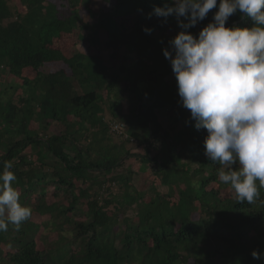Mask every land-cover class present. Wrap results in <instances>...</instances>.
Here are the masks:
<instances>
[{"label": "trees", "instance_id": "trees-1", "mask_svg": "<svg viewBox=\"0 0 264 264\" xmlns=\"http://www.w3.org/2000/svg\"><path fill=\"white\" fill-rule=\"evenodd\" d=\"M99 2L93 9L91 0H0V71L41 92L39 97L19 96L18 102L0 92V170L11 162L17 177L13 187L20 202L32 209L19 230L9 224L0 231V264H264V188L252 203L238 201L230 185L228 194H221L219 165L205 155L206 130L196 129L190 111L179 102L175 76L171 89L164 83L173 72L170 62H151V54L170 48L169 40L181 30L174 16L167 21L154 14L149 18L154 6L173 0ZM218 4L187 31L198 34L212 21ZM252 25L240 12L226 21V26ZM79 28L97 33L94 42L100 37L111 58L122 47L135 54L133 63L141 66L136 80L148 85L140 96L128 89L137 106L127 132L144 151L124 155L150 163L153 178L168 191L156 190L138 206L136 220L124 218V210L143 193L127 200L98 193L107 181H129L128 174L116 173L123 155L97 152L94 139L96 150L80 144L83 131L97 125L107 130L98 115L103 105L98 90L105 87L109 96L113 85H101L98 76L104 80L108 67L96 57L89 62L84 53L70 55L53 45ZM68 41L75 46L81 38ZM51 62L66 64L70 73L63 67L44 71ZM110 74L112 81L119 80ZM161 109L168 112L166 126L157 115ZM52 122L62 128L53 130ZM46 214L49 218L37 220ZM78 214L85 217L74 220ZM47 230L57 237L48 241ZM253 250L260 259L252 257Z\"/></svg>", "mask_w": 264, "mask_h": 264}, {"label": "clouds", "instance_id": "clouds-1", "mask_svg": "<svg viewBox=\"0 0 264 264\" xmlns=\"http://www.w3.org/2000/svg\"><path fill=\"white\" fill-rule=\"evenodd\" d=\"M217 7V0H173L150 14L174 16L180 31L163 49L175 74L179 102L196 129H205V155L217 163L218 179L248 203L264 188V0H219L212 21L194 35L188 29ZM240 12L251 27L226 26ZM146 33L152 29L144 28ZM11 162L0 170V231L19 230L31 217L13 187ZM254 259L261 254L253 250Z\"/></svg>", "mask_w": 264, "mask_h": 264}, {"label": "rangeland", "instance_id": "rangeland-1", "mask_svg": "<svg viewBox=\"0 0 264 264\" xmlns=\"http://www.w3.org/2000/svg\"><path fill=\"white\" fill-rule=\"evenodd\" d=\"M91 2H92L91 6L93 9H96L99 7V5H102V3L99 2V0H91ZM9 5L16 7L15 2L14 3L9 2ZM85 13H86L85 10L81 11L82 16ZM94 22H95V18L90 17L89 23L93 24ZM88 32L89 31L85 29L81 30L79 28V30L73 32L72 36L66 37L62 35V37L55 40L53 45L55 47H59L63 49L65 48L67 53L70 55L78 52V50L82 52H86V53H89V52L91 53L95 50L96 46L94 45L95 47L91 46V47L86 48L87 41H83V39L85 38L86 33L91 37H93V35L95 34L91 31L89 33ZM81 36H83L84 38H82ZM80 38L83 41L82 42L83 44L81 43L79 47L68 45V43L71 42L68 40H73V39L77 40ZM97 47L99 46L97 45ZM157 51L155 53H157ZM155 53L153 52L151 54V62L154 65H163V66L168 65L169 60L165 58L162 51L161 53H159V55ZM106 56L108 55L106 54L105 57ZM87 57L89 58L88 59L89 62L90 61L94 62L96 60L95 58H91L90 56H87ZM149 58H150V55H148V59ZM107 60H106V63L108 66L107 73L108 74L116 73L119 78V80L117 79L116 81H112V79L108 77V74H104V80H102V78L98 76L101 82V85H104V83L113 85L111 86L112 91L109 93L110 95L109 96L107 95L106 96L107 98H104L101 101V103H103L104 105H102L101 111L98 113V114H102V121L106 123L107 130L100 133L99 136L98 135L95 136V138L91 134V131L99 132L101 130L102 125L91 127L90 130L87 129V131H83L82 134L78 135V137H80V144H82L83 147L89 144L90 148L96 150L91 145L94 139L93 143L95 147L99 148V151L96 150L97 152H100L101 150L105 154L109 153V155H119V154H122L121 145L123 144L125 146V149L127 148L126 150L130 154L131 153H142L144 151L142 149V146H138L136 142H130V141L123 140L121 136L115 133H112L109 130L110 123L117 122V121L124 122L127 125V129H128L129 123L132 120L130 118H132L133 113L132 112L129 113L127 109L131 110V106H133V103L136 102V100L133 98L132 92H134L135 96H140L142 93V90H145L146 86H148V85H145V81L136 80V75L139 74L140 72L139 69L141 66L139 67L135 66V63H133V61L137 60L136 55L127 53L125 47H122L121 50L118 51L117 57H114L113 59H109L107 57ZM157 60H160L161 62L157 63ZM60 64L61 66L58 63L51 62V63L45 64L46 66H43L42 68L44 69V71H46L47 69L50 70V69H58L59 67H63V68L68 69L67 74L70 73V69L67 67L66 64L64 63H60ZM111 65L114 67L109 68V66ZM119 67L122 69H119ZM173 74L174 72L171 73L168 79L164 80V83L168 84L166 85L169 87V89H171V80H174L173 77L175 75ZM111 75L112 74H110V76ZM112 82H115V83H112ZM127 88L130 89L132 92L130 90H128L129 91L128 92L126 90ZM0 92H3V98L11 96L14 102L18 100L19 96H24V97L27 96L26 98H33L35 94L37 95V97H39V94H41V92L35 91L34 88L28 89L26 88V86L21 85L20 82H18V79H16L15 77L9 76V74L6 71H0ZM98 92L100 94H103V93L106 94V88L102 87L101 89L98 90ZM143 93H148V92L143 91ZM122 104H124V107L121 106ZM157 115L160 117V120L163 126H166L168 123V112L164 109H161V110H158ZM57 124L58 123L54 125L53 130L58 131L62 128L61 124H58L59 127ZM88 126L89 124L85 125L84 128H87ZM82 130H85V129H82ZM100 136L102 137L101 141L99 140ZM124 152H123V158H122V162L124 164L123 166H120L116 169V173H121L124 175L128 174L129 181L123 182L120 179H116L115 181H107L104 183L101 190L98 191V193L102 195V197H106L109 199L112 198L113 200H123V199L127 200V198H130V197L136 198L139 193H143V195L140 196L139 199L136 198V200L132 202L130 207H127V209L124 210L125 211L124 218H127L128 220L132 221V220L137 219L136 210L138 206H141L144 203L150 201L153 198V196H155L156 190H159L160 193H166L168 190L166 186L159 184L158 179L153 178L154 176L152 175V172L150 169V163L142 164L138 158H133L127 154L124 155ZM149 154L150 156H152L154 152L151 151ZM191 166H194V164H191ZM211 185H216V184L212 183ZM105 187L108 188V191L103 190ZM16 189L18 190V188ZM227 189H228V185L220 182V192L222 195L228 194ZM47 191H48L47 201L51 202L53 200V197L50 194V188H48ZM172 197H176L175 193ZM171 200H169L168 206H171V202H170ZM84 217H85L84 215L78 214V215H75L73 218L74 220H79ZM47 218H49L47 214L42 215V216L37 215V220H40V221L46 220ZM192 218L196 219L197 214H193ZM46 234H49L47 236L48 241H51L52 239L57 237L56 231L52 232L50 230H47ZM65 234L67 236H70L69 232ZM215 255L216 254L214 252L210 251V257L212 259H215ZM191 262L192 260L189 261V263Z\"/></svg>", "mask_w": 264, "mask_h": 264}, {"label": "crops", "instance_id": "crops-1", "mask_svg": "<svg viewBox=\"0 0 264 264\" xmlns=\"http://www.w3.org/2000/svg\"><path fill=\"white\" fill-rule=\"evenodd\" d=\"M87 34V33H86ZM85 34V35H86ZM95 36V35H94ZM96 37V36H95ZM98 40V39H97ZM83 41H87L86 43V48L87 47H91V46H93V47H95V50L93 51V52H89V53H86V52H82V51H79L78 50V52H81V53H84L86 56H90L91 58L92 57H96L97 59H99L102 63H103V65H105L106 67H108L107 66V63H106V60H107V57L109 58V59H113L114 57H110V52H108L107 50H105V49H103L102 48V45H101V38L99 37V42L97 41V42H94V39H93V37H91V36H89L88 34L85 36V38L83 39ZM82 40L81 41H79L75 46H80V44L83 42ZM83 44V43H82ZM95 45V46H94ZM97 45L99 46V47H97ZM81 50V49H80ZM77 53V52H76ZM108 55V56H106L105 57V55ZM100 56H102V57H100ZM118 56V53H117V55H116V57ZM96 61V60H95ZM108 61V60H107ZM54 63H58L60 66H61V62H54ZM112 67H114V66H109V68H112ZM59 68H62V67H59ZM58 68V69H59ZM51 71H55L56 69H50ZM68 71V69L66 68V72ZM69 74V73H68ZM127 91H128V88L126 89ZM129 92V91H128ZM102 97H103V99L104 98H106V94L105 93H103V95H102ZM136 104H137V102H134L133 103V106H131V110H129V109H127L128 110V112L130 113V112H132V113H134V110H135V108H136ZM104 105V104H103ZM121 106H123L124 107V104H122ZM99 116H101L102 117V114H98ZM53 124H52V127H54V125L57 123V122H52ZM85 125H88V123H85L84 124V127H85ZM97 126H100V125H97ZM58 127H59V125H58ZM102 127V126H101ZM88 130H90V128L88 129ZM103 131L102 130H100L99 132H96V131H94V132H92L91 131V134L94 136V138H95V136H99V134L100 133H102ZM123 139V138H122ZM100 141L102 140V137L100 136V139H99ZM123 140H125V139H123ZM131 142V141H130ZM121 147H122V155H123V152L124 151H127L126 149H125V146L122 144L121 145Z\"/></svg>", "mask_w": 264, "mask_h": 264}, {"label": "built area", "instance_id": "built-area-1", "mask_svg": "<svg viewBox=\"0 0 264 264\" xmlns=\"http://www.w3.org/2000/svg\"><path fill=\"white\" fill-rule=\"evenodd\" d=\"M109 129L112 133H115L121 136L125 140H129L131 142H136L135 139L129 136L127 132V125L124 122H111L109 125Z\"/></svg>", "mask_w": 264, "mask_h": 264}, {"label": "water", "instance_id": "water-1", "mask_svg": "<svg viewBox=\"0 0 264 264\" xmlns=\"http://www.w3.org/2000/svg\"><path fill=\"white\" fill-rule=\"evenodd\" d=\"M155 91H156V89H155Z\"/></svg>", "mask_w": 264, "mask_h": 264}]
</instances>
